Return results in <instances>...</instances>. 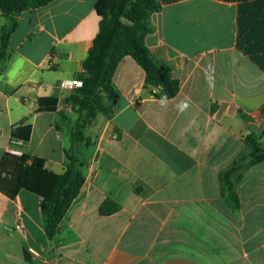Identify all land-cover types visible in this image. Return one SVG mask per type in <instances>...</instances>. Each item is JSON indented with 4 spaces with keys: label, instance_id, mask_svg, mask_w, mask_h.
Listing matches in <instances>:
<instances>
[{
    "label": "crops",
    "instance_id": "1",
    "mask_svg": "<svg viewBox=\"0 0 264 264\" xmlns=\"http://www.w3.org/2000/svg\"><path fill=\"white\" fill-rule=\"evenodd\" d=\"M111 2L55 0L15 16L0 64V160L11 129L29 126L23 153L63 173L71 123L58 112L75 116L63 103L70 92L57 85L81 73ZM159 2L145 45L170 67L178 93L161 107L160 89L125 56L112 77L111 115L85 131L84 182L58 235L45 236L37 196L0 193V264H56L57 254V264H264V162L243 172L236 210L220 181L249 137L264 143V0ZM47 97L58 99L56 112L37 111ZM107 199L118 210L101 215Z\"/></svg>",
    "mask_w": 264,
    "mask_h": 264
},
{
    "label": "trees",
    "instance_id": "2",
    "mask_svg": "<svg viewBox=\"0 0 264 264\" xmlns=\"http://www.w3.org/2000/svg\"><path fill=\"white\" fill-rule=\"evenodd\" d=\"M55 0H0V13L5 24L0 28V64L7 57L8 41L16 30L15 16L31 9H38ZM161 9L159 0H112L108 7L101 8V20L96 36L81 63L78 77L82 86L70 92L63 103L75 116L69 118L64 111L58 112L62 121L71 123L69 148L62 174L49 172L45 160L23 154L20 157L7 152L0 160V193L13 200L23 190L39 198V210L43 218L45 236L49 241L60 231L63 216L77 196L84 178L81 172L82 149L90 144L86 129L98 116H110L117 91L112 82L114 70L125 57H131L142 68L151 88H159L157 97L167 94L173 98L179 91V81L173 77L169 66L157 60L145 45V38L154 27L151 15ZM154 93V92H153ZM58 99L40 98L37 111L56 112ZM25 131L23 139L19 131ZM30 127L11 129V138L24 142L28 140ZM248 151L238 157L227 170L220 174L223 199L233 209L239 206L236 185L245 169L264 162V143L252 138L246 140ZM118 210L111 200H105L99 208L101 215H109Z\"/></svg>",
    "mask_w": 264,
    "mask_h": 264
},
{
    "label": "built area",
    "instance_id": "3",
    "mask_svg": "<svg viewBox=\"0 0 264 264\" xmlns=\"http://www.w3.org/2000/svg\"><path fill=\"white\" fill-rule=\"evenodd\" d=\"M77 82H82L78 77H74L72 79L61 80L58 83V88L64 91L72 92L75 89L80 88L81 86ZM24 146V141L19 139H11L9 141V146L7 148V153L13 156L20 157L24 153L22 151V147ZM28 254L32 256H37V253L32 249L27 250ZM59 254L56 255V264L58 263Z\"/></svg>",
    "mask_w": 264,
    "mask_h": 264
},
{
    "label": "clouds",
    "instance_id": "4",
    "mask_svg": "<svg viewBox=\"0 0 264 264\" xmlns=\"http://www.w3.org/2000/svg\"><path fill=\"white\" fill-rule=\"evenodd\" d=\"M209 73H214V69L212 68L211 65H209L206 69H205V77H206V81L209 83V87H214L213 84V76L210 75ZM79 83L80 86H82V82H77ZM167 94H165L164 96L160 97V104L161 107H166V102H167ZM177 108L179 110L180 113H184L188 108H189V103L187 101H182L179 105H177Z\"/></svg>",
    "mask_w": 264,
    "mask_h": 264
},
{
    "label": "rangeland",
    "instance_id": "5",
    "mask_svg": "<svg viewBox=\"0 0 264 264\" xmlns=\"http://www.w3.org/2000/svg\"><path fill=\"white\" fill-rule=\"evenodd\" d=\"M61 111H64V112H69V111L65 110V108H63Z\"/></svg>",
    "mask_w": 264,
    "mask_h": 264
}]
</instances>
